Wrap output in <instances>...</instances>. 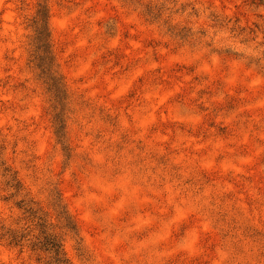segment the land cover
<instances>
[{
	"label": "rangeland",
	"instance_id": "rangeland-1",
	"mask_svg": "<svg viewBox=\"0 0 264 264\" xmlns=\"http://www.w3.org/2000/svg\"><path fill=\"white\" fill-rule=\"evenodd\" d=\"M7 229L0 264H46L44 229L67 264H264V0H0Z\"/></svg>",
	"mask_w": 264,
	"mask_h": 264
},
{
	"label": "trees",
	"instance_id": "trees-1",
	"mask_svg": "<svg viewBox=\"0 0 264 264\" xmlns=\"http://www.w3.org/2000/svg\"><path fill=\"white\" fill-rule=\"evenodd\" d=\"M47 7L43 3H38L36 13L33 19V40H32V53L31 61L33 65L38 69L40 77H43V81L46 84V88L52 96L55 108V120L57 121L55 126V132L59 139L64 137L63 131V119L61 118L60 109L62 105L63 96L65 97V89L60 76L57 65L54 61L53 54L50 49L49 31L47 27ZM24 211L31 212V207L24 208ZM35 212V211H34ZM66 213L63 211V218L65 222L70 225L74 233L76 229L73 226L74 223L69 219ZM40 220V218H38ZM42 225V224H41ZM44 228V226H43ZM16 230L7 229L0 231V239L7 240L8 243L16 244ZM42 240H38V249L41 252L48 253V262L46 264H67L60 252L59 241L56 240V236L47 233L46 230H39ZM20 237V236H19Z\"/></svg>",
	"mask_w": 264,
	"mask_h": 264
}]
</instances>
